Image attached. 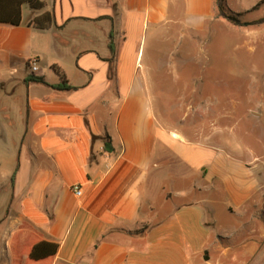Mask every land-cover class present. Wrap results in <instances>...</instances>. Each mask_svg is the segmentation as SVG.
<instances>
[{
  "label": "crops",
  "instance_id": "obj_1",
  "mask_svg": "<svg viewBox=\"0 0 264 264\" xmlns=\"http://www.w3.org/2000/svg\"><path fill=\"white\" fill-rule=\"evenodd\" d=\"M218 1L42 0L0 23V264H264L263 149L191 141L152 97ZM40 242L58 253L30 262Z\"/></svg>",
  "mask_w": 264,
  "mask_h": 264
},
{
  "label": "rangeland",
  "instance_id": "obj_2",
  "mask_svg": "<svg viewBox=\"0 0 264 264\" xmlns=\"http://www.w3.org/2000/svg\"><path fill=\"white\" fill-rule=\"evenodd\" d=\"M240 1L242 6L239 0H219L207 32L185 39L177 54L165 57L164 78L151 89L152 97L166 125L189 140L246 153L260 147L264 154L258 123L264 106V0ZM164 47L165 55L173 48ZM151 56L148 48L146 62Z\"/></svg>",
  "mask_w": 264,
  "mask_h": 264
},
{
  "label": "trees",
  "instance_id": "obj_3",
  "mask_svg": "<svg viewBox=\"0 0 264 264\" xmlns=\"http://www.w3.org/2000/svg\"><path fill=\"white\" fill-rule=\"evenodd\" d=\"M24 6H28L31 10L42 11L44 9V3L42 0H0V23L8 24L11 26H20L22 24V11ZM33 24L40 30H46L53 24V18L50 13H43L39 17L35 18ZM61 77V83L53 86L58 90H73L74 88L69 86L68 81L61 71L58 70ZM35 82L41 84H47L43 78L30 76L26 80V83ZM105 149L108 152L113 151L111 140L107 137ZM59 250V245L52 242H40L33 246L29 253L30 262L39 263L46 260H50L56 257Z\"/></svg>",
  "mask_w": 264,
  "mask_h": 264
},
{
  "label": "built area",
  "instance_id": "obj_4",
  "mask_svg": "<svg viewBox=\"0 0 264 264\" xmlns=\"http://www.w3.org/2000/svg\"><path fill=\"white\" fill-rule=\"evenodd\" d=\"M30 65H31V71H32V73H35L37 71V69H38L37 68V61L36 60L31 61ZM74 193L78 197H80L82 195V191H81V189L79 187H75L74 188Z\"/></svg>",
  "mask_w": 264,
  "mask_h": 264
}]
</instances>
